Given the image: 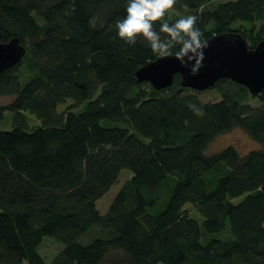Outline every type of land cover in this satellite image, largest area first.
Segmentation results:
<instances>
[{
	"label": "trees",
	"instance_id": "obj_1",
	"mask_svg": "<svg viewBox=\"0 0 264 264\" xmlns=\"http://www.w3.org/2000/svg\"><path fill=\"white\" fill-rule=\"evenodd\" d=\"M175 9L197 13L206 40L226 31L249 47L264 39V0H178ZM123 12L124 0H0L1 39L26 47L0 73V96H12L0 120L13 112L0 129V264H47L38 250L46 235L64 244L53 264H264V105L252 107L249 89L229 78L206 102L179 73L166 96L138 81L157 57L115 36ZM25 111L41 124L31 128ZM234 127L259 147L207 151ZM123 169L133 175L102 213L97 200ZM228 225L231 240L213 236Z\"/></svg>",
	"mask_w": 264,
	"mask_h": 264
},
{
	"label": "water",
	"instance_id": "obj_2",
	"mask_svg": "<svg viewBox=\"0 0 264 264\" xmlns=\"http://www.w3.org/2000/svg\"><path fill=\"white\" fill-rule=\"evenodd\" d=\"M0 29V73L19 63L26 47L18 36L8 41L1 39ZM205 50V64L197 75H189L174 58L154 59L140 67L135 75L138 81H149L156 89L173 85L179 73L181 85L200 91L215 85L222 78H229L246 86L251 94L264 90V39L255 47H249L246 38L237 31L219 33L209 39Z\"/></svg>",
	"mask_w": 264,
	"mask_h": 264
},
{
	"label": "clouds",
	"instance_id": "obj_3",
	"mask_svg": "<svg viewBox=\"0 0 264 264\" xmlns=\"http://www.w3.org/2000/svg\"><path fill=\"white\" fill-rule=\"evenodd\" d=\"M178 0H124L123 15L115 20V36L126 44L142 41L158 59L174 58L189 75H197L205 64L209 40L197 13L185 11L169 20ZM187 6H185L186 8ZM187 107L198 116L203 108L188 101Z\"/></svg>",
	"mask_w": 264,
	"mask_h": 264
},
{
	"label": "rangeland",
	"instance_id": "obj_4",
	"mask_svg": "<svg viewBox=\"0 0 264 264\" xmlns=\"http://www.w3.org/2000/svg\"><path fill=\"white\" fill-rule=\"evenodd\" d=\"M227 0H213V4L216 5L219 2H223ZM178 13L175 11H171L170 16H177ZM30 73V70L27 65L23 66L21 69L20 76L24 78L26 75ZM188 88V87H187ZM162 94L164 96L171 94L176 90V88L168 87L165 89ZM188 91V90H187ZM195 92L198 94L200 99L203 102L206 101H215L221 98V93L219 91V87L213 85L207 89ZM12 100V96H0V107L6 106ZM252 107H261L264 105V101L258 95H252L249 93V100L247 101ZM74 104V101L71 99L66 100L63 103L58 104V110L62 111L67 108H71ZM83 106L75 108L76 111L82 109ZM30 127H36L41 124V121L31 112L25 111ZM13 120V112L10 110L4 111V118L0 120V129H10L12 127ZM259 142L253 139L244 129L241 127H234L230 130L224 131L218 134L214 139H212L207 147L208 152H217L222 150L227 146H234L241 154H246L250 150L259 147ZM133 175V173L128 169H123L119 175V180L116 184L112 185L110 189L97 200V206L102 213H105L113 201L115 195L118 193L120 188L124 185V183ZM242 199V197L233 199L235 202ZM185 208L188 210L189 214L199 220L203 221V217L199 214L196 207L187 203ZM98 233H103V231L96 229L91 230L88 234L83 237L84 241H89L91 238L95 237ZM214 237H219L222 240L229 241L233 238L232 232L230 230L229 225L225 227L221 232L213 233ZM64 247V244L52 236H44L43 240L38 247L40 254L44 257L45 262L47 264H53L54 258L57 254H59ZM23 264H28L26 261Z\"/></svg>",
	"mask_w": 264,
	"mask_h": 264
}]
</instances>
